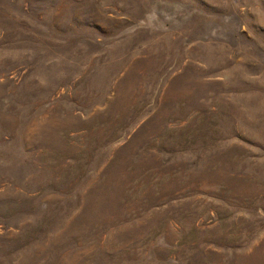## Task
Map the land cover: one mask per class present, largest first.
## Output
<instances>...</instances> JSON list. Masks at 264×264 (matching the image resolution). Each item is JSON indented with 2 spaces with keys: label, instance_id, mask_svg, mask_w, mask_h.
Here are the masks:
<instances>
[{
  "label": "rangeland",
  "instance_id": "1",
  "mask_svg": "<svg viewBox=\"0 0 264 264\" xmlns=\"http://www.w3.org/2000/svg\"><path fill=\"white\" fill-rule=\"evenodd\" d=\"M0 264H264V0H0Z\"/></svg>",
  "mask_w": 264,
  "mask_h": 264
}]
</instances>
